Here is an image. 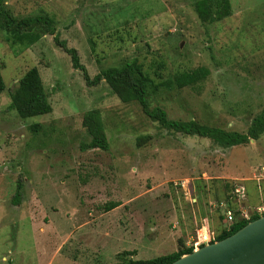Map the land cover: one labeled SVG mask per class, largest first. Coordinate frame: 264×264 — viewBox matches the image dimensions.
Segmentation results:
<instances>
[{
    "label": "rangeland",
    "instance_id": "obj_1",
    "mask_svg": "<svg viewBox=\"0 0 264 264\" xmlns=\"http://www.w3.org/2000/svg\"><path fill=\"white\" fill-rule=\"evenodd\" d=\"M196 1L4 3L16 18H52L91 77L126 61L156 83L204 68L199 86L161 87L151 107L245 132L264 108V0H231L232 14L211 23L200 20ZM34 32L41 37L29 44L0 19V264H118L117 254L133 249L134 259H149L177 251L179 238L189 247L205 225L217 235L229 228L222 203L239 219L264 201V184L253 179L264 167V133L225 148L168 130L105 80L89 85L45 25ZM33 66L53 111L22 118L9 108L10 93ZM90 109L102 114L109 150L82 149ZM146 134L152 138L138 146ZM237 184L246 199L233 195ZM113 202L120 205L109 210Z\"/></svg>",
    "mask_w": 264,
    "mask_h": 264
},
{
    "label": "trees",
    "instance_id": "obj_2",
    "mask_svg": "<svg viewBox=\"0 0 264 264\" xmlns=\"http://www.w3.org/2000/svg\"><path fill=\"white\" fill-rule=\"evenodd\" d=\"M195 9L202 22L211 23L230 16L232 14V3L231 0H197L195 2ZM0 19L9 33L12 34L16 32V37L25 39L29 44L37 41L41 37V34L34 32V28L39 25H45L48 32L54 36V41L71 56L73 67L81 71L84 79L89 85H96L102 80H105L123 102H139L147 115L158 121L161 126L168 130L187 135L207 137L215 144L225 148L246 144L252 139L257 140L264 133V108L253 118L247 131L241 132L201 123L195 119H173L168 116L164 108L160 106L151 107L150 95L152 92L154 93V91L161 89V87L167 89H182L184 87L199 86L207 76V71L204 68L179 72L173 77L156 83L154 79L145 72L142 68V64L138 61H126L120 66L104 68L94 77H91L86 65L81 61L78 49L69 46L67 40L60 38V34L53 25L52 18L42 15L16 18L5 8L4 0H0ZM4 89L5 81L0 67V95ZM10 95L11 102L9 108L16 110L22 118L47 114L53 111V106L49 100L50 94L45 88L40 70L37 66L28 69L18 81L16 87L11 91ZM83 125L88 128L91 136L89 142L82 144L83 150L92 148L109 150L110 142L99 109L88 110L84 115ZM151 138L152 136L149 134L140 135L137 138V145L143 146ZM199 192H201V189ZM19 194V191H17L14 195L16 204L20 201ZM118 205H120V203L113 202L108 209H113ZM261 215L262 214L255 212L252 213L249 219H238L236 216L231 226L217 235L216 239L221 240L232 235L244 227L248 222L259 218ZM179 242V249L177 251L149 259H134L133 255L137 253L136 249L123 250L117 254L120 260L118 264H170L184 254L193 251L192 247H187L183 244L182 238H179Z\"/></svg>",
    "mask_w": 264,
    "mask_h": 264
},
{
    "label": "water",
    "instance_id": "obj_3",
    "mask_svg": "<svg viewBox=\"0 0 264 264\" xmlns=\"http://www.w3.org/2000/svg\"><path fill=\"white\" fill-rule=\"evenodd\" d=\"M170 264H264V214L232 235L204 244Z\"/></svg>",
    "mask_w": 264,
    "mask_h": 264
},
{
    "label": "built area",
    "instance_id": "obj_4",
    "mask_svg": "<svg viewBox=\"0 0 264 264\" xmlns=\"http://www.w3.org/2000/svg\"><path fill=\"white\" fill-rule=\"evenodd\" d=\"M259 184H264V167L260 168L253 178ZM234 196H238L241 200L246 199L247 191L244 184H237L232 190ZM224 209V215L229 224H232L236 218L235 211L225 203H222ZM264 214V201L255 206L252 210H245L241 214V218L249 219L252 213ZM217 234L210 229L209 226L205 225L203 228L198 230V235L195 240L191 242L189 247H192L193 250L199 249L201 246L207 243L216 241Z\"/></svg>",
    "mask_w": 264,
    "mask_h": 264
}]
</instances>
